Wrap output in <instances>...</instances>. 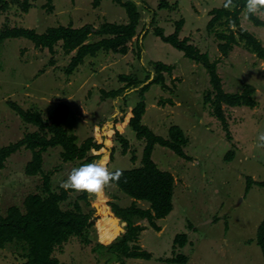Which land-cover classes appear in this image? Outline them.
Segmentation results:
<instances>
[{"label": "rangeland", "instance_id": "rangeland-1", "mask_svg": "<svg viewBox=\"0 0 264 264\" xmlns=\"http://www.w3.org/2000/svg\"><path fill=\"white\" fill-rule=\"evenodd\" d=\"M90 1L53 0L52 12L43 7L45 0H30L31 8L27 12L10 3L0 12V31L17 26L42 32L60 24L78 27L88 23L96 27L104 20L127 21L124 8L117 3L102 0L98 8H92ZM141 1L148 4L150 10L135 0L141 14L138 32L149 25L154 16L163 34L169 35L174 30V23L183 19L179 37H188V43L218 62L217 72L224 90L241 92L244 83L255 87L256 107L232 109L222 105L231 136L229 140L220 122L212 116V106L205 101L212 90L206 69L163 42L150 28L140 42V58L137 56L138 44L133 38L128 42L127 54L100 50L95 56H86L71 74H66L64 69L74 52L65 53L61 42L54 45L53 53L35 48L23 37L0 42V146L37 130L36 126L20 119L11 103L23 109L38 108L47 119L53 107L62 102L69 107L62 124L68 133L77 136V144L88 137L100 141V131L104 130L114 145L111 159L100 157L94 161L103 159L109 170L139 166L145 141L137 139L127 123L129 111L138 101L137 93L132 90L125 97L104 98L101 92L121 87L124 83L118 76L122 73H133L145 80L150 61L170 64L173 66L171 72L163 73L167 87L153 84L144 93L146 109L141 121L164 138L168 137L169 128L177 125L187 140L183 151L188 159L179 157L168 147L154 145L152 160L159 169L171 172L175 179L173 209L165 218L156 220L161 227L159 231L149 226L146 219L134 218L135 223L145 226L136 243L152 257L122 258L121 261L123 264H181L165 259L182 254L186 257L183 264H264L255 241L257 227L264 217V187L253 183L245 192L247 176L254 182L264 181V150L257 146L258 136L264 132V61L246 50L242 43L233 46L226 58L220 56L217 48L220 41L215 32L227 33L235 31L236 27L216 24L209 30L207 23L211 18L210 10L220 8L224 0ZM254 15L264 22V10ZM239 23L264 47V24H253L243 12ZM97 39V36H90V41ZM116 130L128 140L125 154L121 153ZM61 149L57 145L42 153V171L50 175L53 191L59 190V182L66 178L71 168L81 165L79 160L64 162ZM228 152L233 155L226 160ZM95 153L89 151V155ZM131 155L135 156V161L130 159ZM30 158L31 152L21 148L6 158L0 168V214L4 215L11 205L23 210V199L43 190L41 174L29 176L24 172ZM79 194L69 193L67 200L60 204L61 208L72 209L76 200L83 212L93 210L97 214L110 201L120 206L132 202L113 183L98 194H90L89 204L78 199ZM137 205L147 208L149 204L137 201ZM121 230L119 222L106 217L89 228V244L71 238L56 247L54 255L61 264H106L111 254L106 247L99 252L97 246L115 242ZM179 233L186 235L182 247L173 243ZM18 252L12 246L0 249V264H23L24 258ZM121 261L109 264H120Z\"/></svg>", "mask_w": 264, "mask_h": 264}, {"label": "trees", "instance_id": "trees-1", "mask_svg": "<svg viewBox=\"0 0 264 264\" xmlns=\"http://www.w3.org/2000/svg\"><path fill=\"white\" fill-rule=\"evenodd\" d=\"M52 1L45 0L46 3L43 5L48 12H52L54 9ZM101 1L91 0L92 8H98ZM111 1L124 8L127 21L110 22L104 20L96 27L88 23L78 27L72 24H60L49 26L42 32H37L32 28L5 27L0 31V42L8 38L23 37L30 40L35 48L47 49L50 53L54 52V45L61 42V47L65 53L74 52L64 69L66 74H71L79 64L83 63L86 56H95L100 50L113 51L121 55L127 54L128 42L133 38L138 44L137 56L140 58V42L151 28L152 32L163 42L182 51L185 57L200 63L206 69L212 90H209L205 101L212 106V116L220 122L223 130L226 131V138L229 140L231 136L228 134L227 120L222 105L256 107L257 101L253 98L254 86L244 83L241 92L225 91L221 84V77L217 72L218 62L210 60L207 52H202L195 45L188 43V37H179V31L184 23L183 19H178L174 23V30L169 35L163 34V29L156 25L154 16L149 21V25L143 26L138 32L141 14L135 0ZM139 1L150 10L148 4ZM10 3L17 4L23 12H27L31 8L30 0H0V12L5 10ZM224 3L225 0L220 8L210 10L211 18L207 23L209 30L213 29L216 24L236 27L235 31L230 30L227 33L215 32L216 38L220 41L217 44L220 56L226 58L233 46L242 43L246 50L264 61V47L251 32L240 26V13L243 12L255 25H262L264 22L254 14L249 15L247 13L246 0H233L235 7L230 9H226ZM222 20L224 21L222 22ZM93 35L97 36L98 39L90 41V36ZM149 64L151 67L147 68L145 80L139 79L133 73H122L118 76L120 82L124 83L121 87L109 91L102 90L101 92L104 98L125 97L132 90L138 95V101L129 111L127 123L134 131L136 138L145 141L140 158L141 164L130 169H122L123 175L120 180L112 182L132 199L128 206H120L110 201L104 205L103 210L94 214L93 210L83 212L79 202L75 200L72 209H62L60 204L67 200L69 193L74 191H65L62 188H59L58 191L51 190L50 175L42 171V153L49 147L60 145L62 147L60 155L64 162L79 160L83 164L91 163L100 157L111 159L115 152L114 145L104 130L100 131V141L88 137L77 144V136L68 133L62 124L69 113V107L65 103L59 102L56 107H53L47 119L42 117L44 114L38 108L23 109L21 106L11 103L20 119L36 126L37 130L27 132L22 138L0 146V168L4 166L6 158L11 154L21 148L29 150L31 158L25 164L24 172L29 176L41 174L43 190L28 194L23 199V210L16 205H11L6 209L4 215L0 214V249L7 246L17 249L24 258L23 264H61L54 255L55 248L60 247L71 238L80 239L84 245L89 244L91 241L87 235L89 228L107 217L119 222L122 225V230L119 239L115 242L107 246H97L99 252L102 247H106L111 254L107 258L106 264L119 262L122 258L150 259L152 257L148 250L142 249L136 243L145 226L135 223L134 218L146 219L149 226L159 231L161 227L156 223V220L165 218L173 209L172 197L175 181L171 172L159 169L152 160L153 147L155 144H159L170 148L181 158L188 159V156L183 151V145L187 140L177 125H172L168 130V137L164 138L156 135L141 121L146 109L144 93L153 84H159L163 88L167 87L163 73L169 74L173 69L172 65L161 61H150ZM39 71L42 73V70ZM115 136L121 144V153L125 154L128 148V140L118 130L115 131ZM90 150L97 153L89 155ZM232 155V152H228L225 159L229 160ZM130 159L135 161L136 158L131 155ZM245 180V192H248L253 183L264 187V181L254 182L250 176H247ZM89 195L90 193L81 192L78 199L89 204ZM137 201H146L149 205L147 208H141L137 205ZM106 208H108L107 214ZM255 241L260 247L264 261V217L257 227ZM185 242V233L176 234L173 239L174 245L177 243L180 247L184 246ZM165 260L183 264L186 262V257L177 254L175 257ZM120 264H123L122 261Z\"/></svg>", "mask_w": 264, "mask_h": 264}, {"label": "clouds", "instance_id": "clouds-1", "mask_svg": "<svg viewBox=\"0 0 264 264\" xmlns=\"http://www.w3.org/2000/svg\"><path fill=\"white\" fill-rule=\"evenodd\" d=\"M224 7L226 9L235 7L233 0H225ZM245 7L249 15L256 14L264 9V0H246ZM257 146L264 147V132L259 134ZM122 175L121 169L109 170L107 164L101 159L71 168L66 178L59 182V187L65 191L72 190L76 193L98 194L112 182H118Z\"/></svg>", "mask_w": 264, "mask_h": 264}, {"label": "crops", "instance_id": "crops-1", "mask_svg": "<svg viewBox=\"0 0 264 264\" xmlns=\"http://www.w3.org/2000/svg\"><path fill=\"white\" fill-rule=\"evenodd\" d=\"M253 55H254V54H253ZM254 56H255V55H254ZM255 57H256V56H255ZM260 61H263V60H260ZM251 85H252V84H251ZM254 88H255V87H254ZM225 91H226V90H225ZM255 91H256V89H255ZM227 92H228V91H227ZM223 106L226 107L227 105L223 104ZM223 106H222V107H223ZM228 107H229V106H228ZM242 107H245V106H242ZM230 108L233 109V108H235V107H230Z\"/></svg>", "mask_w": 264, "mask_h": 264}, {"label": "bare ground", "instance_id": "bare-ground-1", "mask_svg": "<svg viewBox=\"0 0 264 264\" xmlns=\"http://www.w3.org/2000/svg\"><path fill=\"white\" fill-rule=\"evenodd\" d=\"M104 208L103 207H101V210H103Z\"/></svg>", "mask_w": 264, "mask_h": 264}]
</instances>
